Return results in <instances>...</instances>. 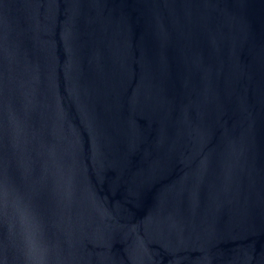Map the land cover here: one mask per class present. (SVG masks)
<instances>
[{"label": "water", "instance_id": "obj_1", "mask_svg": "<svg viewBox=\"0 0 264 264\" xmlns=\"http://www.w3.org/2000/svg\"><path fill=\"white\" fill-rule=\"evenodd\" d=\"M0 264H264V0H0Z\"/></svg>", "mask_w": 264, "mask_h": 264}]
</instances>
